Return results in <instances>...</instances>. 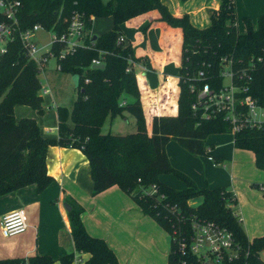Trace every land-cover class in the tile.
I'll return each mask as SVG.
<instances>
[{"label": "trees", "instance_id": "1", "mask_svg": "<svg viewBox=\"0 0 264 264\" xmlns=\"http://www.w3.org/2000/svg\"><path fill=\"white\" fill-rule=\"evenodd\" d=\"M20 1L19 17L24 27L41 23L61 34L77 12L85 25V37L84 45L60 59L59 69L74 73L79 79L78 96L72 108L57 106V137L43 136L35 118L17 120L15 117L17 104L31 106L38 114L44 113L36 63L26 57L18 43L0 56V195L29 184L44 190L54 181L47 170L49 146L80 148L91 167L93 194L117 184L130 193L144 213L168 231L169 264H203L196 255L177 251V239H188L192 233L193 217L213 221L233 233L237 255L231 257L224 251L220 260L212 264H264L260 255L264 250V235L253 240L248 238L234 192L227 187L199 188L187 174L172 166L166 152L167 143L175 140L192 154L209 155L211 146L206 141L210 134L232 133L229 121L220 116L206 118L192 109L194 95L189 86L195 79L193 73L199 69L206 72V81L217 87L221 85L225 58L230 59L234 82L247 86V93L264 104V61L251 64V58L264 57V14L257 17L256 27L250 18H244L246 30L240 32L234 0H222L219 9L210 14V23L203 28L193 25L188 14H172L163 0ZM154 9L159 11L160 20L183 31L175 115L157 114L147 85L139 83L137 63L141 58L136 56L132 43L120 40L124 37L123 23ZM106 16L113 17V26L93 39L94 18ZM64 46V41H56L53 51L57 54ZM95 58L101 60L100 65L92 63ZM163 87V98H160L163 100L159 104L165 111L170 90L178 88L175 82ZM126 95L133 100L123 101ZM124 111L135 116L137 131L103 133L101 128L106 118ZM233 135L234 146L252 150L257 167L264 170V131L246 126ZM212 159L220 162L219 157L212 156ZM163 173L175 175L186 183V188L176 189L166 184L160 179ZM198 196L202 201L195 205L192 200ZM69 205L75 248L77 252L91 254L84 264H119L107 242L87 232L81 218L83 208L72 202ZM74 258L75 253L71 252L60 261L70 264ZM25 263L54 264V259L38 254L0 259V264Z\"/></svg>", "mask_w": 264, "mask_h": 264}, {"label": "crops", "instance_id": "2", "mask_svg": "<svg viewBox=\"0 0 264 264\" xmlns=\"http://www.w3.org/2000/svg\"><path fill=\"white\" fill-rule=\"evenodd\" d=\"M163 2L175 16L188 14L193 25L203 28L210 23V14L219 9L222 0H163ZM234 2L240 32L246 30L244 18L248 17L256 23L257 17L264 14V0ZM100 18H94L92 34L100 35L114 24L113 17L111 19L108 17L110 20L108 26H97L95 21ZM159 18V11L154 9L126 21L121 27L125 40L133 44L136 56L141 58L137 63L139 83L147 85L157 107V114L175 115L178 111L177 72L181 61L183 31L181 27L171 26ZM241 25L244 30L241 29ZM74 79L76 84L78 75L74 74ZM171 82H175L178 90H170V97L166 100L167 104L163 111L159 104V101L163 100H160L163 98L161 94L164 90L163 85L167 86ZM42 93L45 107L43 114H38L31 106L17 104L14 108L15 117L17 120L23 117L35 118L43 136L57 137L58 115L55 108L60 105L54 99L51 90L48 92L42 90ZM45 95L49 97L47 100ZM131 100L133 98L129 95L123 99ZM212 134L206 141L207 145L211 146L209 155L199 157L191 154L177 141H169L166 152L172 166L187 174L199 188L232 187L235 193L240 192L239 185L248 188L249 184L246 181L233 179L236 165L233 161L238 155L243 154L236 150L234 138L222 136L211 138ZM212 156L219 157L220 162H214ZM225 161L231 162L229 173ZM46 162L48 173L54 181L44 190L39 191L36 184H29L0 195V259L27 258L38 254L50 255L54 259V264H62L60 258L74 252L75 258L70 264H84L91 254L77 252L75 248L69 210L65 206L72 202L83 208L81 218L87 232L103 238L114 251L120 264H126L125 252L133 254L140 252L144 244V233H151L156 241H163L160 244L159 256L154 252L151 263L160 264L166 259L169 264L165 246L167 233L164 227L154 217L144 213L130 193L117 184L93 194L91 167L80 148L51 145L47 150ZM160 179L176 189L186 188V183L173 174L163 173ZM259 184H261L259 188L264 191V183ZM237 195L238 201L239 194ZM244 207L242 204L238 213L243 223L246 222L247 230H251L252 223L248 215H244L246 214ZM18 209L25 211L28 227L23 233L5 236L1 229V220L5 214Z\"/></svg>", "mask_w": 264, "mask_h": 264}, {"label": "built area", "instance_id": "3", "mask_svg": "<svg viewBox=\"0 0 264 264\" xmlns=\"http://www.w3.org/2000/svg\"><path fill=\"white\" fill-rule=\"evenodd\" d=\"M20 13V0H0V56L7 54L12 44L18 43L26 57L36 63L40 74L49 69V64L52 61L56 69H59L60 59L72 53L78 46L84 45L85 25L79 13L75 12L72 15L67 30L61 34L48 30L41 23L24 27L20 21ZM40 30L50 34L51 42L46 50H42L36 41V34ZM124 39V37H120V40ZM56 41L65 42V46L57 54L53 51V44ZM256 61L262 62L264 57L251 58V64ZM92 63L100 65L101 60L95 58ZM230 64L231 60L225 58L221 71V85L217 87L206 81V72L203 69L193 73L192 76L195 79L189 86L190 92L194 95L192 109L195 112H200L206 118L216 116L224 118L230 122L232 133L246 126L264 131V104L247 93V86L234 82ZM226 76H229L228 83L224 82ZM43 90L48 92L50 89L43 88ZM27 227L28 223L23 209L9 212L1 220V229L5 236L23 233ZM191 232L188 239H177V251L196 255L203 264L218 262L224 251H227L231 257L237 255L238 249L233 233L227 228L213 221L193 217Z\"/></svg>", "mask_w": 264, "mask_h": 264}, {"label": "rangeland", "instance_id": "4", "mask_svg": "<svg viewBox=\"0 0 264 264\" xmlns=\"http://www.w3.org/2000/svg\"><path fill=\"white\" fill-rule=\"evenodd\" d=\"M103 1L106 2L108 0H103ZM108 17L110 19L112 18L111 16L101 17L100 20L95 21L96 25L97 26L99 25L100 27L108 26V23L110 21ZM253 24L254 27H256V23L253 22ZM241 29L244 30L242 25H241ZM36 41L42 50L48 49L51 42L49 32L43 30L38 31L36 34ZM39 77L42 84V90L43 88H49L54 95V99L56 100L57 103H59L60 106H65L69 109L72 108L73 101L78 96V88L75 84L74 73L65 72L60 69H56L54 62L52 61L49 64V69H46L44 72L40 73ZM224 82L226 83L229 82V76H226L224 78ZM45 97L46 100L49 98L47 95H45ZM55 109L57 110V108ZM101 129L103 133H109V132L113 134L133 133L137 131V121L132 113L128 111H124L123 114H118L114 117L108 116L104 121ZM217 136H222L231 139L234 138V135L231 132L215 133L212 134L210 137L214 138ZM236 150L238 152L239 151L243 152V154L238 155L237 158L233 161V163L236 164L235 170H233V176H234L233 179L235 181L241 180V182L246 181L249 185L248 188L243 186L241 187L239 185L240 192H236V193L234 192V194L236 195V197L238 196L237 193L239 194L237 206L239 205L241 207L242 204H244L245 206L244 209L246 211L245 212L246 214L244 215L245 216L248 215L252 223V225L250 226L251 230H247L246 222L243 223L242 221V223L248 238L250 240H253L257 236L264 235V191H262L258 186L255 185L256 183H264V177H262V175L264 174V170L257 167L255 163V154L252 150L243 149V148H237ZM204 155L205 154H203V156ZM194 156L199 157L200 155L196 154ZM225 163L228 166V170H227L228 173L231 172V162L225 161ZM236 172H238L239 174H237ZM227 185L229 186L232 184H227ZM230 188L232 190V187ZM241 197H242V201H241ZM201 201L202 198L198 196L192 200V203L198 205L200 204ZM240 207H238V211ZM165 231L167 233L166 234L167 241L165 240L166 241L165 246L167 251L166 254L168 257L171 248V243H170V235L166 229ZM249 231L251 235L249 234ZM160 241L159 240L156 241L151 233H144L143 234L144 244L140 252L136 254H133V252L130 253L125 252L124 259L126 261V264H153L151 263L152 259L154 258L152 254L155 252L156 256H159L160 244L163 242ZM154 247L156 250H154ZM260 255L264 260V250L260 251ZM160 264H168V260L166 262L165 259V261L161 262Z\"/></svg>", "mask_w": 264, "mask_h": 264}, {"label": "water", "instance_id": "5", "mask_svg": "<svg viewBox=\"0 0 264 264\" xmlns=\"http://www.w3.org/2000/svg\"><path fill=\"white\" fill-rule=\"evenodd\" d=\"M96 36H97V35L94 34L93 39H95ZM101 66H102V65H101ZM76 84H77V86H78V81H76ZM65 206H66V208H67L68 210H70V206H69V205L66 204Z\"/></svg>", "mask_w": 264, "mask_h": 264}]
</instances>
